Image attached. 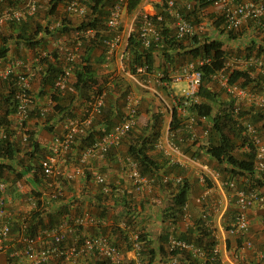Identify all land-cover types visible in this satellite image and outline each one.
I'll use <instances>...</instances> for the list:
<instances>
[{
    "label": "built area",
    "instance_id": "obj_1",
    "mask_svg": "<svg viewBox=\"0 0 264 264\" xmlns=\"http://www.w3.org/2000/svg\"><path fill=\"white\" fill-rule=\"evenodd\" d=\"M130 0H114L112 3L104 25L109 34L103 37L102 42L104 46L105 58H110L114 55L122 41V34L120 31L121 20L123 14L127 11ZM163 8V12L175 19V33L177 39H183L187 36H193L201 26L193 25L187 20L179 10L178 1L181 6L186 10H192L194 3L190 0H158ZM208 3L217 8L222 16V24L226 31H236L243 24L252 21L262 29L264 33V0H207ZM149 0H142L137 10L132 13L135 14L134 18H138L137 37L143 48H149L152 45H162V37L158 30V24L163 21V15L157 12H151L143 9V3H148ZM88 0H68L65 4V11L70 16H84L87 13ZM39 7V0H23L22 4H10L7 0H0V30L4 25L10 23H21L28 18L34 16ZM57 23L56 25H58ZM55 25V26H56ZM97 31L93 28H88L81 31L74 32L73 40L69 39L66 35L58 37L54 41V49L56 52L63 53V66L61 72L53 81L52 92L55 94L63 95L67 89V84L73 79L74 69L73 61L76 59V51L82 45V38L90 39L95 36ZM72 41V48L71 43ZM42 57L52 58L51 53L47 51L40 52L34 59L36 67L34 70L28 66L23 59L19 58H0V80L7 79L10 75L16 76V83L18 89L15 91L16 111L14 117L18 124L28 120L29 114V90L31 83L35 78V70L40 69L41 65L38 62ZM208 58L197 57L179 68H177L170 75V79L174 82H184L185 86L181 90V95L176 99V106L179 111H182L193 103L198 102V91L202 81V71L200 67L208 62ZM235 61H243L239 57H234ZM232 63V61H231ZM227 62L226 68L233 67L232 64ZM244 67L254 66L264 74V59L260 56H250L243 61ZM147 66H138L137 72H146ZM159 74V77H161ZM212 78L216 81L226 92L236 100L245 99L257 108L264 110V96L258 93L241 87L237 83L228 82V74L226 69L215 73ZM160 80V78H158ZM106 91H101L93 94L84 105L82 114L77 116H66L61 125V131L51 137L50 143L47 147L45 156L40 161L41 172L47 181V184L52 188L51 197H57L63 194L64 188L61 184L60 176L71 179L73 174H67L63 168L65 157L71 150V146L80 134H85L87 129L93 124L96 116L100 115L102 108L105 105ZM55 102L48 99L46 105L39 108L38 114L40 118L52 110ZM239 107L237 104L234 106L232 114L235 116L236 125L242 136L247 137L248 144L246 149L253 152V168L256 177L259 179L261 176L264 178V143L257 133L256 125L251 121L242 119L239 116ZM137 117L136 100L133 97H128L126 110L122 118L116 122L111 129L106 132L102 137L96 139L91 145L84 148L78 157L79 164L74 172H80L83 165L87 163L90 158H103L105 153L111 147L120 145L122 138L127 132L135 126ZM205 116L196 117L189 114L185 126L189 132L191 141L197 139L195 125L198 120H205ZM207 130L203 131L206 135ZM6 137V132L3 126L0 125V140ZM26 137H22L25 141ZM157 146L163 148L166 155H170L171 150H178V144L172 139H169V146L163 147L159 141ZM119 161L127 168V173L131 181L130 192L152 191L154 178L143 175L136 163L131 158L119 157ZM204 171H208V165L203 164ZM219 172L215 171L213 175L219 177ZM62 177V178H63ZM93 178L96 184L100 185L104 193L110 192V186L107 178L98 172H94ZM167 175L162 177L163 182H168ZM183 176L176 175L174 182L180 183ZM243 181L246 187L240 188L234 179H223L221 184L227 186L234 192L236 211L234 212L231 221L228 223L226 231L231 236L245 237L249 230V217L248 210L256 205H264V194L252 186V181L244 176ZM199 182L205 183L206 177L204 174H199ZM7 184L0 178V254L6 251L7 241L10 236V222L8 218L7 206ZM207 191H205L206 193ZM133 193V192H132ZM202 195L197 198V202L201 201ZM33 209L36 207L35 201L32 199ZM187 203L183 207L186 209ZM207 220V213L202 216ZM107 224V220L99 218L83 211L79 215L68 219H64L57 225L45 227L38 231L35 235L26 233V225H22V230L18 236L17 246L9 254L10 264H46L50 260L58 257L65 264H78L77 259L81 256L92 254L96 252L101 259H104L108 264H125V258L119 246L110 241L109 237L105 234H97L94 236L81 237L78 234L80 227L85 226H100ZM124 226V224L120 225ZM75 235V236H73ZM73 236L72 243H66L68 238ZM129 241L135 256L140 252L141 241L138 234L134 231L129 233ZM244 247L250 248L251 241L245 240ZM168 251L178 249L181 252L190 251L192 255L198 258V264H207V261H213L218 258L219 247L216 243L207 253L206 249L194 243L178 239L174 235H169L167 241ZM263 256V255H262ZM261 256V257H262ZM220 259V258H219ZM179 258L172 256L165 264H179ZM141 264V262H138ZM218 264H224L220 259Z\"/></svg>",
    "mask_w": 264,
    "mask_h": 264
},
{
    "label": "trees",
    "instance_id": "obj_2",
    "mask_svg": "<svg viewBox=\"0 0 264 264\" xmlns=\"http://www.w3.org/2000/svg\"><path fill=\"white\" fill-rule=\"evenodd\" d=\"M16 0H7L10 4H15ZM64 0H48V7H47V14L48 16H54L56 14L57 8ZM114 0H88L87 3V13L85 14V19L81 20L79 24H76L69 19H66L65 15H63L59 21V24L56 26H53L51 30L48 27H41L40 24L36 23L35 30L32 32L33 28V17L28 18L25 21H22L21 23H10L9 25L12 28H15L13 30L14 36L9 37H2L1 38V45H0V58H5L7 53L9 52L7 42L9 40L14 39L16 43L22 42L25 45H28L30 47H35L37 44L38 46L41 45V42L43 41V35L41 33H48L50 36H52V39H57L58 37L62 35H66L68 38L73 40V34L75 31H81L88 28H93L97 31L95 36L93 37L92 41L89 43V45L85 48L84 55L82 57V60L79 63H75L73 61V81L67 84L66 92L68 91L69 95L71 96V99L69 100L67 105L60 104L65 92L63 95H58L52 92V85L54 79L57 77V75L61 72L62 66L61 63L57 65V62L59 63L60 56L56 53V50L54 49L51 55L53 58H51L52 61H48L47 57H42L41 61L38 62V64L41 65V70H44L43 75L41 77V83L38 87V90L35 91L33 88L29 90V118H35V116L40 117L38 114L39 108L42 106H39L41 104L40 97L44 96L43 98H51L52 101H54L56 104L52 107V109H55L56 114H53L52 112H48L45 116H50L51 120L55 119L53 124H50L49 121H46L48 124L46 128H48L49 131H53L54 126L58 125L57 119H60L63 117V114H68L69 110L71 111L72 105L75 104V101L77 100H84L87 101L93 94L97 93V91L101 88L100 85L97 83L98 77L96 75V70L94 68L93 62L91 61V56L93 55V48L103 44L102 39L105 36L103 32H99L101 29V25L106 19V16L108 14V11L112 5ZM142 0H130L127 11L129 13L134 12L137 10L140 6V3ZM196 2V8L194 7L192 13L199 10V14L201 13V9L203 7H206L208 5L207 0H195ZM197 14V12L195 13ZM200 20V17H199ZM222 16L218 17V21L215 20L214 24L218 25L221 24ZM73 25V26H72ZM252 23L248 26L251 27ZM258 25L256 24V28ZM163 34V46L161 47V50L165 56V60H168L170 56L172 55L168 52L169 49H180L182 48V42L173 40V38L169 37V34L166 33V30H161ZM223 32V31H222ZM232 31H227L228 37L232 38ZM41 34L40 38L38 40H35L36 36ZM263 39V40H262ZM94 40V41H93ZM261 42H264V35L261 37ZM84 40H82L83 42ZM253 42V45L254 41ZM260 43V42H259ZM257 52L260 57L264 59V48L261 47V45L257 43ZM157 49L155 47H150L149 49H143L137 39V33L136 32H130L127 40H126V52L129 55V61L128 66L131 73L136 74L135 67L137 65H146L148 70H152L154 67L160 66L155 65L154 66V55L153 52ZM42 52V51H40ZM183 55H190L192 58L197 57H205L208 58V62L203 64L200 69L202 71V81L199 88V96L201 98V101L199 103H195L191 107V111L195 112L197 115L205 116L211 119L212 121V130L218 134V142H215L212 138H209L208 142L206 144L200 145V148L205 151L208 155H210L211 158L215 159L219 163H226L229 168L224 167L223 170H227L230 174H236L239 173L240 175L247 176L248 179L252 181V185L256 184L258 186L260 180L262 179L264 181V178L261 176L259 179L258 177L255 178V172L253 168V152L248 151L247 156L240 157L237 156L233 152V148L235 147L234 143L232 142L230 136L224 131L223 127H228L230 131L235 133L238 128L236 126V120L235 116L232 114L233 108H234V100L232 98L229 99L228 104L224 106V111L221 115H213V103H217L218 101V95L217 92L214 91L211 88V85L214 81L212 76L220 72L221 70L226 69V73L228 74V82L229 83H237L241 87L248 88L251 91L252 90H259L264 91L263 86V79L262 77L254 72L253 68H236V67H229L226 68L227 65V56L226 51L223 48V42L221 39L218 38H204L203 40H200L197 37H194L192 39V47H190L189 50L184 51L182 53L178 52L177 56H183ZM97 62L101 63L102 60H98L97 56L95 57ZM94 60V61H96ZM171 62V60H168ZM96 63V64H99ZM172 63V62H171ZM45 66V67H43ZM161 67V66H160ZM166 72V71H165ZM0 84L5 89L4 92L0 91V125L4 127L6 132V137L2 138L0 140V178L5 179V175H9L12 178V182L23 180L25 182L28 181V176L32 175L33 180L37 181L39 183L41 180L39 179L41 175V179L44 180V176L41 172L40 168V161L45 156L47 148L41 147L40 144L35 140V131L33 129H29L27 127V121L22 122L20 126H17L18 123H15L16 125H12V118H15V111H16V99H15V91L18 89V84L16 83V76L13 74L10 75L7 79L0 80ZM99 85V86H98ZM101 92V91H99ZM40 102V103H39ZM59 102V103H58ZM43 103V102H42ZM33 105V107H30V105ZM257 109V108H256ZM254 110V111H253ZM258 110V109H257ZM255 110L254 108L250 111L251 115L253 116L252 121L254 123L259 122L260 120L264 119V112L263 110ZM249 112V111H248ZM247 112V113H248ZM103 115L108 114H115L117 113L116 108L113 106H110L107 108L104 106L102 108ZM244 114L243 111H239V115ZM60 115V116H59ZM110 119V116H108ZM64 119V118H63ZM62 119V121H63ZM107 120V119H106ZM161 121L162 117L160 113H152L150 118L146 121L145 125L143 127H132L127 134L122 138V141H125V151L129 157L134 159L138 163V168L140 172L143 175H146L148 177L154 178L155 181H159L160 174L159 169L160 165L157 161V159L153 156V151L156 149L155 145L157 143V140L159 138L160 128H161ZM19 125V124H18ZM112 122L106 121L103 123H95L91 124V126L87 129L85 134H80L76 137L75 142L71 146V150L65 157V162H68V160L73 159L75 156L74 164L76 166L80 165L78 161V157L80 152L86 148L87 146L91 145L96 139H99L102 137L106 132H108L112 127ZM264 126V124H262ZM16 128L18 130L22 129V136L21 138L17 137ZM171 128L175 130V132L179 133L178 131V123L176 120V111L173 108L171 111ZM237 133L234 135L237 136ZM25 136L26 140L22 141V137ZM241 137V136H240ZM27 146L23 148L21 145L24 144ZM247 145L251 146V144ZM120 146V145H119ZM118 147V146H117ZM116 147H111L106 153L105 156L113 153L112 151H115ZM115 154V153H114ZM104 156V157H105ZM84 167V165H83ZM88 174V173H87ZM8 177V176H7ZM61 175L59 179H61V184L64 188L67 187L69 190L68 180H70L67 177H63ZM44 178V179H43ZM89 178V177H88ZM39 179V180H38ZM155 182V183H156ZM97 193L95 194V200L96 202L100 203L103 200L108 199V197L113 198L116 205H121V216L117 215V217L114 219L113 222L107 223L105 225H102L104 227H110L111 231L116 234V236L119 238L121 242H126L127 247L131 248V243L129 241V233L130 231H135L138 234L139 240L141 241V249L138 255H141L140 260L143 264H151L154 261V251L152 249H148V252L146 250V247H149V245L146 244L147 238L145 235L141 234L139 230L133 229L129 231H126L127 225L129 227H132V218L135 211H136V203L134 202L133 193L130 192L131 185L129 189L127 187H123L121 185H115L110 184V192L104 193L98 185ZM188 182L183 177V180L180 183L176 184L177 191L173 195L172 199V206L171 209H174L172 212L170 211L169 215H172L173 217H176V212H181V208L183 207L184 203L186 202L187 196H188ZM52 191V188H51ZM50 191L49 197L50 199L59 200L63 197L64 193L57 196V197H51L52 192ZM41 193L35 189H32L30 192V196H32V199L36 203V207L32 209V211L27 215L24 219V222H22V225H26V233L30 235L36 234V228L39 225H43L39 230L45 228V227H51L54 225L59 224V220H54L50 218L48 223H46V226L44 225V221L42 219V212H44V208L41 205ZM100 204L96 205L95 209L96 211L93 212L91 210H88L91 214H93L96 217L104 218V215L106 214V208L100 209ZM179 212V213H180ZM175 213V214H174ZM59 215V212H57ZM174 214V215H173ZM171 216V217H172ZM107 220V219H106ZM125 222V227L120 226V222ZM174 221V220H173ZM108 222V220H107ZM127 224V225H126ZM199 223H194L192 227H189L186 231L180 233L179 235H173L178 238L182 239L191 243H194L195 245L201 246L204 249H206V252L208 253L209 250L217 243L214 236L210 234L209 231L205 230L201 225H198ZM48 225V226H47ZM100 226L98 229H102L103 227ZM38 229V228H37ZM105 230V229H104ZM10 231H12L10 227ZM197 235H196V232ZM104 232V231H103ZM99 234V232H98ZM104 234V233H100ZM166 240V236L165 239ZM117 246H119L118 242H115ZM120 247V246H119ZM159 251L163 255H179V256H185V263L184 264H197L198 261L196 258H193L192 256H188V253L181 252L178 249H173L170 252H167V250L161 246ZM143 253L145 254V258L143 256ZM89 256H91L89 258ZM89 256H82L79 257L78 264H108V262L104 259H101L96 252L90 254ZM86 258V259H85ZM219 257L216 258L213 261H207V264H218ZM80 261H83L80 263ZM85 261V262H84ZM187 262V263H186ZM8 264H10V260L8 259ZM56 264H59V261L56 262Z\"/></svg>",
    "mask_w": 264,
    "mask_h": 264
},
{
    "label": "crops",
    "instance_id": "obj_3",
    "mask_svg": "<svg viewBox=\"0 0 264 264\" xmlns=\"http://www.w3.org/2000/svg\"><path fill=\"white\" fill-rule=\"evenodd\" d=\"M142 7L144 10H148L151 12H162L163 10L158 0H151L146 4L143 3ZM59 9L60 5L58 6L57 11H59ZM181 11H183V8L181 9ZM206 13H218V10L217 8L208 4L206 7H203L201 9L199 17L202 18V16H204V14ZM54 15L56 19V25L61 20L59 19L60 13L57 12ZM134 17L135 14H133L132 20L134 19ZM44 21L45 20H43V22ZM251 23L252 25L250 28L248 27V33L245 35L247 40L249 38V36L247 35L253 30L255 31L256 29V24H254L252 21L248 22L247 25ZM166 26V33L172 35L174 33V29L171 27V24L166 23ZM131 30H133L132 23L127 29L124 28L121 32L124 37V46L126 45V40ZM261 37H256V39L254 38V40L255 42L257 41L256 44L258 43V45L260 44L264 46V43L260 40ZM180 42H182V48L168 50V52L172 55V57L170 56L168 60H171V62L175 64L180 63L178 62L180 56H177V53H182L192 47V41H187V39H185ZM124 49L125 47L123 48V50L122 48H119L116 52L115 62L118 63L117 68L122 66V52L124 51ZM95 50L96 47L93 48L91 61L95 64L99 63L95 59V57L97 56L98 60H102V63L98 64V67H100L101 69H105L110 64H106L104 60V53H102V51H98L97 53H95ZM153 55L154 66L159 65L157 64V62L162 61V66L154 67L155 70H157L159 67V69L163 67L167 68L165 66V63L170 65L171 62H166V60L164 59L165 56L163 57L159 51H154ZM185 57L186 58L184 61L190 60V57L188 55H186ZM178 66L179 65H175V70L178 68ZM94 68L96 70L97 66H94ZM124 72L129 75V78L131 77L128 71ZM98 73V70H96V75H98ZM256 73H258L262 77L264 86V74L260 70H258ZM135 78L136 77H133V79ZM137 83L140 84L139 81ZM177 84L178 82H170V88L168 87L166 92H164V94H166V97L164 95L162 97L164 103L163 106L157 108V111H155L160 113L162 117V127L160 129L161 132L159 137L165 148L169 146L170 134H173L172 128L169 131L168 129L171 125V111L172 107L174 106V97L178 94L176 92ZM154 86L157 87L160 92H162V85L157 84ZM152 90L153 91L149 92L150 94H155L156 92L157 95L161 97L156 88L152 87ZM145 97L149 101V95H146ZM217 99L219 106H225L229 101L228 98H224L223 96L218 97ZM240 102L241 106L238 105ZM236 104L239 107V110H241V107L246 110V119H244V117H242V119L251 121L253 116L250 112H253L254 110H250H252L253 108L257 110L256 107L245 99H235L234 105ZM150 107L152 109H156L154 105H148L149 109ZM148 108H146L145 110H147ZM188 113L189 111L180 113L176 109V120L180 126L183 122H185L184 117L187 116ZM142 114H145L147 118L149 117L147 116V114H151V111H147ZM140 115H138L139 118ZM54 121L55 119H52L49 122L50 124H53ZM204 121L205 122H200V126H208V122H210L211 120L208 118ZM26 124L29 129H33L36 132L35 140L40 144V146L47 148L50 143V141H47L49 139V136H45L42 129L44 128V126H47L48 123H46L45 125L36 118H30ZM262 124H264V119L255 123L257 133L264 143V126H262ZM178 131L179 133L175 132L177 135L176 139L179 147L178 150H171L170 155H166L162 149H155L153 151V156L157 159L160 165L159 174L161 176L159 178V181L156 182L154 180L152 191L148 192L144 190L138 193L132 191L134 202L136 203V211L133 217H131L133 221V228L129 227V225L126 224L127 227L125 230L129 231V228L130 230L137 229L141 234L146 236V244L149 245V247H146L147 251L145 252H148V249H152L154 251V261L151 264H165L168 260L170 262L172 256L168 254H161V252L159 251L160 247L163 246L167 250V252H169L167 249V241L169 235H173L174 233L177 236L180 233L186 231L189 227L194 226L193 224L197 222L199 223V226L201 225V227L209 231L210 234L215 237L219 247L220 258L224 262V264H237L233 261L236 260V258H239L242 261L238 264H264V260L261 259V256L264 253V205H256L248 210L249 230L244 237V240L251 241L252 246L250 248H246L243 244L245 241L243 242L240 238L229 235L226 231L227 225L231 221L232 216L236 211V203L233 190L221 184V180L229 178L236 180L238 187L244 188L246 187V183L243 181L244 175H240L239 173L229 175V172L227 170H223L224 167L229 168L226 163L217 162L215 159L211 158L210 155L205 153L203 149L199 148V140L193 142L189 137H185L187 132H181L179 129ZM51 132H54V130ZM240 136L241 135H237L236 138H230L236 146V151L238 152L234 153L237 154V156L244 157L247 156L248 150L246 149L245 144L240 143ZM214 141L218 142V139L216 138L214 139ZM124 142L125 141H122L120 146L116 147L115 151H112L113 153H110L103 158H90L84 165V167L80 169V172H74L77 167L74 164V159L76 156L73 159L68 160V162H65L63 170L67 174H73V176L70 180H68L70 190L64 186V195L59 200L53 201L52 199H50L49 194L51 191V187L47 184V181L44 178V180L41 179V175L39 176V179L41 180L39 183L33 180L32 175H29L27 177V182L23 180L12 182L11 176L5 175L4 180L7 184V219L10 222L12 231L10 232L9 240L7 241V249L3 253H1L4 254V256H0V260L1 258H6V260L3 263H1L0 261V263L8 264L9 254L11 251H13V248L17 246L18 236L20 231L22 230V222H24L25 217L29 215V213L33 209L31 201L32 196H30V192L32 189H35L41 193L40 200L42 202L41 205L44 208V212H42V219L45 226L50 218L57 221L59 220L58 222L60 223L64 219L69 220L70 218L79 215L83 211L91 210L95 212L96 210L93 208H95V206L99 204L101 207L100 209L106 208V214L104 215V217L108 220L107 223L113 222L117 215L121 216V205H116L113 198L108 197V199L103 200L100 203L96 202L95 194L97 193L98 186L94 181L93 174L94 172L101 173L107 178L108 183L121 185L129 189L131 181L127 173V168L121 161H119V157L124 158L128 156L126 155V146ZM203 164L208 165V171L203 170ZM215 171H218L220 173L218 178L213 175ZM200 173L205 175V183L199 182ZM165 175H167L169 178L168 182L162 181V177ZM176 175H181L187 180L189 190L186 199V209L181 208V212H176V217H173L172 215H169V213L170 211L175 212L173 211L174 209L170 210V207L173 203V195L177 191L176 183L174 182V177ZM259 183L261 184H259L258 186H256L255 184L254 187L264 194V181L261 179ZM205 191L207 192L205 193ZM201 195V201L197 202V198ZM57 212H59V215L57 214ZM204 213H207V220L202 217ZM119 224L122 225L125 224V222L122 221ZM41 227H43V225H39L37 227L38 229L36 228V233L40 231L39 229ZM102 227V229H98L95 226H89L87 228L84 227L78 234L80 236H84L95 235L98 234V232L104 233L109 237L111 242L119 243V246L124 254L125 264H137V260L138 258H141V255H139V257H136L134 250H132L130 247L128 248L126 242H121L116 234L110 230V227ZM165 236L166 240H164ZM72 241V239L67 240V242L69 243H71ZM185 253H188V256L196 258L190 251H185ZM143 256L145 258L144 253ZM175 256L179 258V264L185 263V256H179L178 254ZM229 256L232 259L229 258ZM90 257L91 256H89L88 260L91 259ZM196 260L198 261V258H196ZM81 262L83 261H80V263Z\"/></svg>",
    "mask_w": 264,
    "mask_h": 264
},
{
    "label": "rangeland",
    "instance_id": "obj_4",
    "mask_svg": "<svg viewBox=\"0 0 264 264\" xmlns=\"http://www.w3.org/2000/svg\"><path fill=\"white\" fill-rule=\"evenodd\" d=\"M150 1L151 0H149V2ZM190 1L194 2L195 0H190ZM22 2H23V0H16L15 5H20V4H22ZM63 2L64 3L60 4V9L58 11L60 13L61 17L63 15H65L66 19H69L70 21H72L76 24H79L81 20L85 19V15L84 16H70V15H68L65 11L66 0H64ZM178 4H179V6H181L180 1H178ZM47 7H48V0H39V8H38L35 16L33 17L34 19L32 20V22L34 23L33 28H32V32L35 30L36 23L40 24L42 29H43V27H48L50 30L55 25V22H56L55 15H54V17L48 16ZM195 9H197L196 5H195ZM196 12H197V14H195ZM196 12L192 13V10H190V12L187 13V16H188L187 19H189L191 21V23H193V25H195L197 27L201 26V28L199 30H197V36L200 37V40H203L205 37L206 38L221 39L223 42V48L226 51L227 62L231 63V61H232L231 64L233 67L246 68V67H244L243 61L246 60L247 57H250V56H254V57L257 56L258 57L259 56L258 52H257L258 46L256 43H254V45H253L252 41L255 42L254 38L256 39V37H261L262 35H264L262 29L257 27L255 29V31L253 30L252 32H250L247 35V36H249V38L247 40L245 35L248 33V29L250 27L247 24H243L238 30L231 32V34H232V38H231V37H228V33L224 29L222 22H221V24H218V25L214 24L215 20L218 21V17L220 16V14H219L220 11L218 13H206V14H204V16H202L203 19L200 18V20H199V10ZM60 16H59V19L61 18ZM43 20H45V21L43 22ZM174 21H175V19H173L170 16H168L166 19V22L170 23L172 26H174ZM137 22H138V20L136 18H134L132 20V14L129 13L128 11H126L122 17L120 30L122 31L124 28L127 29L131 23H132V27L136 29ZM14 29L15 28H12L9 24H7L1 28V30H0V45H1V38L2 37H9V36L13 37L15 35L13 32ZM101 29L105 33H107L104 23H102ZM41 34H44L43 38H42L43 41L41 42V45L38 46L36 44L35 47H30L28 45L23 44L22 42L16 43L14 39L9 40L7 42L9 52L7 53L6 57L23 59V61L28 66H30L32 70H34L36 67V64H35V62H33V59L40 53V51H47L49 53H52L54 50L53 44H54L55 39H52V36H50L46 32L41 33ZM41 34L37 35L35 40L41 39L40 38ZM73 38H74V34H73ZM92 39L93 38H90V39L82 38V40H84V41L82 42V45L80 46V48L76 51L75 63H79L82 60V57L84 56L85 48L89 45V43L92 41ZM69 44H71V48H72V41ZM261 47L264 48V46H262V45H261ZM98 51L99 52L103 51L102 45H99L96 47L95 53H97ZM56 53L59 54V56H60L59 58L61 60L59 63L57 62V65L60 63H61V65H63L64 64L63 63V53H60V52L59 53L56 52ZM234 57H239L243 61H235V60H233ZM52 58H53V56H52ZM185 58H186L185 55H183L182 57L181 56L179 57L178 62H180L179 63L180 65L185 62L184 61ZM47 59H49L48 60L49 62L52 61L51 58H47ZM109 62H110L109 63L110 65L108 67H106L105 69H101L100 67H98V64L96 65L95 63H93V65L97 66L96 70H98V72H99L97 75V77H98L97 83H99V85L101 87H104V89L107 90L106 95H105V106L107 108L110 107L109 105L113 106L114 108H116L117 113L108 114V115H106V114L103 115V113H101L100 115L95 117V119H94L95 123L97 124V123H103L106 121H109V122L111 121L112 124H114L115 122H117L126 109L127 96L131 95L135 99H137V101H138L137 108L139 111L138 115L141 114L139 121H138L139 123L137 124V127H140V128L143 127L146 123L147 118H149V117L146 118L145 114L143 115L142 113H145L147 111H151V113H153V112L157 111V108L163 106L164 103H163L162 97H163V95L166 97V94H164V92H166L167 89H165L163 87L161 89L162 92H160L159 89L154 86L155 85L154 83H146L143 85L137 83L138 78L136 77V75L134 76V74H132L129 71V67L127 65V60H122V66H120L119 68H117L118 63L115 62L114 56L111 59V61H109ZM157 64L162 66V61L157 62ZM43 67H45V66H43ZM247 68H253L255 74L258 71V68L254 67V66H247ZM124 71H128L129 74L131 75V77L129 78V75ZM43 72H44V70H41V69L35 70V78L33 79L32 83H31V88H33L35 91L38 90V87L41 83V77L43 75ZM133 77H136V78L133 79ZM72 81H73V79L70 81V83ZM210 85H211V88L217 92L218 97L223 96L224 98L230 99V96L227 94L226 90L224 88H222L217 82H213ZM0 86H1V84H0ZM184 86H185L184 82H178L176 92L177 93L181 92V90ZM152 87L156 88V90L160 93L161 97L159 95H157L156 92H155V94L149 93V92L153 91ZM4 90L5 89L3 88V91H2V87H0V91L4 92ZM252 91L259 93V95L264 96L263 91H259V90H256V91L252 90ZM146 95H149V101L150 102L145 97ZM43 97L44 96L40 97L41 104L39 106L46 105L48 102L49 98L47 97L45 99ZM70 99H71V96L69 95L68 91L67 92L65 91V94H64L60 104L62 103L65 106L68 104ZM85 102H84V100H81V101L77 100V101H75V104L72 105L71 111L69 110L68 114L62 113L63 117H61L60 119H57V121L59 123L57 126H54V128H53L54 132L49 131L48 128H46V126H44V128L42 129L43 134L45 136H49V139L47 141H50L51 137L54 134H56V133L58 134L61 131V125H62V119L63 118H65L66 116L80 117V115L82 114V110L84 108ZM150 104L152 106L154 105V107H156V109H152L151 107L149 109L148 105H150ZM238 105L241 106V102ZM30 107H33V105L31 104ZM146 108H148L149 110L148 109L145 110ZM213 109H214L213 115L218 116V115H221L220 112L224 111V106H219L218 101H217V103H213ZM257 109L262 110V108H257ZM52 111H53V114H56L55 109H52L50 112H52ZM240 111H243L244 114H240L239 116L241 118L244 117V119H246V110H244V108L241 107ZM263 112H264V110H263ZM108 116H110L111 120H108L109 119ZM147 116H150V114H147ZM35 118L38 119L39 121H41L45 125L47 123L46 121H48L49 119L51 120V117L49 115L45 116L44 118H40L38 116L37 117L35 116ZM12 120H13L12 125H16V124H14L15 121H16V123H18L16 118H12ZM208 124H209L208 126L206 125L204 127L200 126V124L196 125L195 128H196L197 133L200 135L201 133H203V131L205 129H208L209 130L208 138L210 137L213 140L218 138L219 137L218 134L216 132H214V130H212V121L208 122ZM253 124H255V123L253 122ZM17 126H20V125L17 124ZM161 127H162V125H161ZM163 128H164V126H163ZM223 128H224V131L231 138L232 137L236 138V136L234 134L237 133V130L233 134V132L230 131V129L228 127H223ZM237 128H238L237 135H241V133L239 131V127H237ZM21 130L20 129L18 130V128H16V131H18L17 137H19V138H21V136H22ZM239 138H240L239 139L240 143L243 144L242 140L244 141V139L241 137H239ZM199 140L201 142L203 139L201 137H199ZM21 146L23 148L27 147L25 145V143L22 144ZM236 150L237 149L235 146L233 148V152L238 153ZM239 154H241V153H239ZM200 156H201V154H200ZM241 241H242V239H241ZM236 243H237V241H236ZM0 256H4V254H1ZM229 258H231V257L229 256ZM261 259L264 260V257ZM5 260H6V258H1L0 261H1V263H3ZM57 261H59V264H65L58 257H56L53 260H50L47 264H56ZM233 261H234V263H237V264L242 262L239 258H236V260H233ZM263 263H264V261H263Z\"/></svg>",
    "mask_w": 264,
    "mask_h": 264
},
{
    "label": "clouds",
    "instance_id": "obj_5",
    "mask_svg": "<svg viewBox=\"0 0 264 264\" xmlns=\"http://www.w3.org/2000/svg\"><path fill=\"white\" fill-rule=\"evenodd\" d=\"M68 0H66V2H67ZM66 2H65V4H66ZM114 2V1H113ZM194 3V7H195V5H196V2L194 1L193 2ZM209 4V3H208ZM194 7H193V9H194ZM39 8V7H38ZM183 8V11H181V9ZM193 9H192V11H193ZM179 10H180V12L183 14V16L187 19V13L188 12H190V10H186L183 6L182 7H180L179 6ZM219 12V11H218ZM133 13V12H132ZM131 13V14H132ZM157 13H161L162 15H163V21L162 22H160L159 24H158V30H159V32H160V34H161V37H162V45H160V46H155V45H152L153 47H155L157 50L156 51H159L161 54H162V56L164 57V54H163V52L162 51H160L161 50V47L163 46V39H164V37H163V34H162V32H161V30H163V29H166L167 28V26H166V23H168V22H166V19H167V17L169 16V14H166V12H157ZM124 15V14H123ZM35 16V15H34ZM34 16H32V17H34ZM171 17V16H170ZM31 18V17H30ZM173 18V17H172ZM137 20H138V18H136ZM174 19V18H173ZM187 20H189V19H187ZM105 21V20H104ZM190 21V20H189ZM121 22H122V20H121ZM191 22V21H190ZM104 23V22H103ZM170 24V23H169ZM193 24V23H192ZM5 26V25H4ZM55 26V25H54ZM136 26H138V22H137V25ZM170 27V26H169ZM171 27L174 29V33H175V21H174V26H172L171 25ZM106 28V27H105ZM120 29H121V25H120ZM121 31V30H120ZM136 32L137 33V27H136V29L135 28H133V30H131L130 32ZM99 32H103V33H105L103 30H100ZM122 32V31H121ZM174 33L172 34V35H170L169 34V37H171V38H173V40H176V41H182V40H185V39H187V41H192V39L194 38V37H197L198 39H199V37L197 36V33L196 34H194L193 36H187V37H185V38H183V39H177V38H175V36H174ZM109 34V32H107V33H105L104 35L105 36H107ZM104 36V37H105ZM137 39H138V37H137ZM123 40H124V37H123V35H122V41H121V43H120V45H119V47L117 48V50L119 49V48H122V50H123V48L125 47V49H124V51L122 52V54H123V60H127V65H128V61H129V55H128V53L126 52V45L124 46V43L125 42H123ZM139 41V40H138ZM140 43V42H139ZM102 45V47H103V51H102V53H104V46H103V44H101ZM141 45V44H140ZM151 46V47H152ZM142 47V46H141ZM143 48V47H142ZM150 48V47H149ZM149 48H143V49H149ZM117 50L115 51V53H114V57H115V55H116V52H117ZM113 56H111L110 58H105V55H104V60H105V62H106V64H108V63H110L109 61H111V59L113 58ZM186 56V55H185ZM189 56V55H188ZM6 57V56H5ZM190 57V56H189ZM164 59H165V57H164ZM195 58H192V57H190V60H186L183 64H185V63H187V62H189V61H191V60H194ZM75 61H76V59H75ZM168 60H166V62H167ZM102 63V62H101ZM101 63H99V64H101ZM183 64H181V65H183ZM175 65H179L178 66V68L181 66L180 64H175V63H170V65H168V64H166L165 63V66L167 67V68H165V67H163V68H161V69H157V70H155L154 68L152 69V70H148V68H146V72H144V73H139V72H137V70H136V68L138 67V66H142V65H137L136 67H135V70H136V74H134V76L136 75V77L138 78V81L140 82V84H146V83H154L155 85H157V84H159V85H162V88L164 87L165 89H168V87L170 88V82H174V81H172L171 79H170V75L173 73V71H175ZM143 66H146V65H143ZM129 67V66H128ZM170 68H172V69H170ZM174 68V69H173ZM171 71H170V70ZM130 71V70H129ZM166 71V72H165ZM131 72V71H130ZM160 73H162L161 74V77H159V74ZM133 74V73H132ZM158 78H160V80L158 79ZM169 83V84H168ZM99 84V83H98ZM101 87V86H100ZM167 87V88H166ZM248 89V88H247ZM99 91H106L107 92V90L106 89H104V87H101L98 91H97V93L99 92ZM199 92V91H198ZM96 94V93H95ZM228 94V93H227ZM181 95V92L180 93H178L175 97H174V106L172 107V109L174 108L175 109V111H176V109H177V111H179V109H178V107L176 106V99L179 97ZM229 95V94H228ZM129 96H131V95H128L127 96V103H128V97ZM230 96V95H229ZM131 97H133V96H131ZM134 98V97H133ZM230 98H232L233 100H235L233 97H231L230 96ZM134 100H136V109H137V117H136V123H135V126L134 127H136L137 126V124H138V121H139V117H138V108H137V104H138V101H137V99H135L134 98ZM201 101V98H200V96H199V94H198V102H196V103H199ZM195 103H193L192 104V106L194 105ZM105 106V105H104ZM126 106H127V104H126ZM192 106H190V107H188V108H186V109H184V110H182V111H179L180 113H182V112H188L189 111V113L187 114V116H185L184 117V119H185V122H183L182 123V125L180 126L179 124H178V129L181 131V132H187V134H186V136L185 137H189V132H188V130H187V128H186V126H185V123H186V120H187V117L189 116V114H193V115H195L196 117H201L200 115H197L195 112H193V111H191V107ZM235 106V105H234ZM256 107V106H255ZM126 110V109H125ZM263 110V109H262ZM102 113V112H101ZM124 113H125V111H124ZM124 113L121 115V117H120V119L122 118V116L124 115ZM153 113H155V112H153ZM156 113H158V112H156ZM221 114L223 113V112H220ZM152 114V113H151ZM151 114H150V116H151ZM150 116H149V118H150ZM148 118V119H149ZM119 119V120H120ZM147 119V120H148ZM208 119V117H206V119L205 120H207ZM210 119V118H209ZM118 120V121H119ZM146 120V121H147ZM211 120V119H210ZM117 121V122H118ZM200 122H205L204 120H198L197 121V123H196V125H199L200 124ZM116 123V122H115ZM114 123V124H115ZM195 125V126H196ZM161 129V128H160ZM196 129V128H195ZM169 130H171V125H170V128L168 129V131ZM205 130H207V133H206V135L205 134H203V133H201L200 135L197 133V131H196V133H197V135H198V137H197V139L196 140H194L193 142H196L197 140H199V137H201L203 140L200 142V140H199V148H200V144L201 145H203V144H206L207 142H208V140H209V138H208V133H209V130L208 129H205ZM172 131H173V134H170V136H169V138L170 139H172L174 142H176V143H178L177 142V139H176V137H177V135H176V133H175V130L174 129H172ZM171 131V132H172ZM161 132V131H160ZM159 136H160V133H159ZM242 138L244 139V141H243V144H245V146L247 145V137H245V136H242ZM218 139V138H217ZM161 142L162 143V141L160 140V137L158 138V140H157V143L158 142ZM157 143H156V145H155V147H156V149H162L163 150V148H160V147H158L157 146ZM120 144H121V142H120ZM162 146H163V143H162ZM245 146H244V148H245ZM164 147V146H163ZM201 149V148H200ZM127 155V154H126ZM124 158H131V157H129V156H126V157H124ZM132 159V158H131ZM132 160H134V159H132ZM135 161V160H134ZM137 163V162H136ZM137 165H138V163H137ZM5 181V180H4ZM6 182V181H5ZM90 213V212H89ZM104 219V218H103ZM100 226H102V225H100ZM100 226H95V227H100ZM124 226H125V224H124ZM123 226V227H124ZM86 228L87 227H89V226H85ZM82 228H84V227H80L79 228V231H78V233L81 231V229ZM135 232V231H134ZM100 234V233H99ZM95 235H97V234H95ZM84 236H87V235H84ZM84 236H81V237H84ZM88 236H94V235H88ZM246 236V235H245ZM238 238H240V239H242V241L244 242L245 240V238L243 237H238ZM68 239H72L73 240V236L71 237V238H68ZM73 242V241H72ZM71 242V243H72ZM66 243H68L69 244V242H67L66 241ZM121 249V248H120ZM131 249H132V246H131ZM133 250V249H132ZM135 253V252H134ZM90 255V253L89 254H87V255H84V257L86 256H89ZM263 256H262V258L264 257V253L262 254ZM81 257V256H80ZM137 257H139V255H137ZM219 258H220V256H219ZM221 259V258H220ZM180 261V260H179ZM138 262H141V264H143L142 263V261L140 260V258H138V260H137V264H138ZM77 263H78V260H77ZM47 264V263H46ZM198 264V263H197Z\"/></svg>",
    "mask_w": 264,
    "mask_h": 264
}]
</instances>
